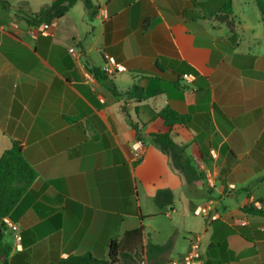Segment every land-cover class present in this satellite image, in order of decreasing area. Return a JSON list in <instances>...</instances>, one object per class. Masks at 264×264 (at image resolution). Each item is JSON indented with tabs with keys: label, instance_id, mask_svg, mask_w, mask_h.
Returning <instances> with one entry per match:
<instances>
[{
	"label": "crops",
	"instance_id": "1",
	"mask_svg": "<svg viewBox=\"0 0 264 264\" xmlns=\"http://www.w3.org/2000/svg\"><path fill=\"white\" fill-rule=\"evenodd\" d=\"M4 1L0 156L20 141L37 176L0 221V264L106 259L110 241L140 224L145 240L170 241L164 264L195 234L196 264H264V204H255L264 198V14L255 0H91L92 12L76 0L46 32L26 14L53 0ZM110 61L123 70L102 72ZM164 110L180 120L165 125ZM159 132L182 148L186 168L153 141ZM163 188L173 203L161 209ZM205 203L209 215L196 214ZM6 220L19 226L20 249Z\"/></svg>",
	"mask_w": 264,
	"mask_h": 264
},
{
	"label": "trees",
	"instance_id": "2",
	"mask_svg": "<svg viewBox=\"0 0 264 264\" xmlns=\"http://www.w3.org/2000/svg\"><path fill=\"white\" fill-rule=\"evenodd\" d=\"M75 2L76 0H53L50 4L41 7L39 11L26 14V19L32 25H38L41 22L51 23L63 16ZM83 2L85 8L92 12L91 0H83ZM1 3L7 6L4 0H1ZM228 3L230 4L231 1L229 0ZM255 3L260 12L264 14V0H255ZM157 115L163 119L165 125H171L173 121L180 120L178 117L173 119L175 115L169 110L159 112ZM128 121L133 128H137L135 123ZM150 136L163 152L171 156L175 167L179 169L187 167V162L181 160L182 148L173 141L169 132L151 133ZM201 152L204 156L202 148ZM36 176L35 170L23 157L21 142L13 140L11 146L0 156V221L10 214ZM154 201L161 209L172 206L173 193L169 188L159 189L154 194ZM259 201L264 204V198H260ZM249 211L261 212L253 209ZM169 246V240L163 244H154L150 240H145L143 225L140 224L134 229L125 231L119 239L110 241L106 259H97L90 253H85L69 256L61 264H138L141 257H145L148 263L157 261L159 264H164L160 256Z\"/></svg>",
	"mask_w": 264,
	"mask_h": 264
},
{
	"label": "built area",
	"instance_id": "3",
	"mask_svg": "<svg viewBox=\"0 0 264 264\" xmlns=\"http://www.w3.org/2000/svg\"><path fill=\"white\" fill-rule=\"evenodd\" d=\"M50 26V23L42 22L38 25H36L37 29L40 32H46L48 27ZM72 50V49H70ZM123 70V66L121 64H117L113 61L106 62L101 66V71L104 73H112L115 71H121ZM184 78L190 79L193 76L191 74H183ZM137 145H141V140L137 139L136 141ZM209 203H205L203 205L198 206L195 209L196 214L207 216L209 215ZM255 204H262L259 200L255 201ZM215 219V217L213 218ZM6 224L10 227V229L13 231L15 240H16V248H21V235H20V229L17 223L6 220ZM200 245H201V236L198 234H195L191 237L189 241L188 248L186 252L181 256L180 259L173 260L169 262L168 264H196L197 260L200 257Z\"/></svg>",
	"mask_w": 264,
	"mask_h": 264
},
{
	"label": "water",
	"instance_id": "4",
	"mask_svg": "<svg viewBox=\"0 0 264 264\" xmlns=\"http://www.w3.org/2000/svg\"><path fill=\"white\" fill-rule=\"evenodd\" d=\"M139 264H146L145 258H142L141 261L139 262Z\"/></svg>",
	"mask_w": 264,
	"mask_h": 264
},
{
	"label": "rangeland",
	"instance_id": "5",
	"mask_svg": "<svg viewBox=\"0 0 264 264\" xmlns=\"http://www.w3.org/2000/svg\"><path fill=\"white\" fill-rule=\"evenodd\" d=\"M253 7H254V8H255V10H256V5H254ZM142 258H143V257L139 258V260H138V261L140 262ZM138 264H139V263H138Z\"/></svg>",
	"mask_w": 264,
	"mask_h": 264
}]
</instances>
